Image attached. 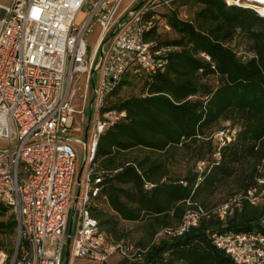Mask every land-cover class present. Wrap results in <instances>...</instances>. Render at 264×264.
<instances>
[{"label":"trees","instance_id":"trees-1","mask_svg":"<svg viewBox=\"0 0 264 264\" xmlns=\"http://www.w3.org/2000/svg\"><path fill=\"white\" fill-rule=\"evenodd\" d=\"M177 4L194 7V20L172 15L176 38L152 31L147 39L179 49L162 56L166 64L149 79L126 73L107 97L105 108L124 116L100 134L90 164L97 193L89 197V215L111 243L132 244L139 258L116 264H234L209 232H249L264 214V205L241 200L231 215L217 216L223 203L264 187L258 183L264 177V18L223 0ZM238 30L250 39L248 57L231 45ZM133 84L140 86L136 95L117 99ZM222 130L230 137L223 143L215 137ZM220 187L225 191L214 198ZM198 208L197 226L158 235L176 230ZM0 218V251L11 253L15 224L1 204Z\"/></svg>","mask_w":264,"mask_h":264},{"label":"built area","instance_id":"built-area-1","mask_svg":"<svg viewBox=\"0 0 264 264\" xmlns=\"http://www.w3.org/2000/svg\"><path fill=\"white\" fill-rule=\"evenodd\" d=\"M124 1L11 0L5 4L0 0V204L15 224L12 252L0 251V264H64L67 239V264L78 259L109 264L115 256L139 259L132 244L111 243L89 215V197L97 193L90 185V164L100 134L124 116L123 111L105 108L107 97L126 73L135 81L149 79L166 64L162 56L179 49L172 44L158 48L147 35L170 34L169 17L185 20L187 16L180 13L185 4H177L182 0H131L122 8ZM223 1L227 6L233 2ZM237 1L263 5L256 0ZM95 28L89 50L86 38ZM95 73H99V87ZM81 80L82 103L91 90L90 112L94 101L97 108L89 146L72 134L74 115L80 113L73 100ZM215 137L222 143L230 139L224 130ZM73 142L84 144L88 160L76 195L72 192L77 164ZM258 183L264 186V177ZM255 192L248 190L223 203L217 216L223 220L231 215L241 200L264 205V187L259 195ZM76 206L72 235L67 228L70 214L74 221ZM201 214L199 208L189 210L176 230L165 228L158 235H181L197 226ZM209 233L215 248L234 264H264V214L258 229Z\"/></svg>","mask_w":264,"mask_h":264},{"label":"rangeland","instance_id":"rangeland-1","mask_svg":"<svg viewBox=\"0 0 264 264\" xmlns=\"http://www.w3.org/2000/svg\"><path fill=\"white\" fill-rule=\"evenodd\" d=\"M10 1L11 0H3L2 2L5 4H9ZM130 1L131 0H125L122 4V8H124ZM232 1L233 2H232L231 6L242 7V6L247 5V6H249V7H247L248 9H252V10L254 9V10L258 11V7L255 5L252 6L250 4H245L242 1L238 2L237 0H232ZM242 8H244V7H242ZM180 13L186 15L187 18H192V20H194V7H190L189 4H188V6H183L180 9ZM96 34H97V29L95 28L94 32L92 34H90L89 36H87V38H86L87 42H88L89 50L91 49V46L94 44V39H95ZM168 38H176V34L175 33L169 34ZM249 44H250V39L248 38V36L245 33L240 32L239 30L237 31L234 40L231 42V45L233 46V48L237 50L238 56H245V57L249 56V53H248ZM98 75H99V73H95V83H96L97 87H99V84H100L98 82ZM206 80L208 82H210L209 78L205 79L204 81H206ZM83 87H84V82H83V80H81L77 86V92H76V95H75L74 100H73V106L76 107V109L79 110L80 113H77L76 115H74L72 127L75 128V131L72 130V134L76 138H79L82 141H84L85 140V128H86V124H87L88 119H89V126H88L87 132H86V145L89 146L90 140H91V134L93 132V124H94V120L96 117L97 108H96V101H94L93 107H92L91 112H90L89 106H90V102L92 99L91 90L87 95L85 105L82 103L81 94H83V92L81 90H83ZM139 88H140V86L138 84H133L131 88H128L127 85H125V87L123 89H121L120 95L117 99H119V98L125 99L131 95H136L138 93ZM84 121H85V123H83ZM77 124H78V126H77ZM223 124L226 125V123H223ZM76 128L78 130H76ZM72 145H73V148L77 154V164H76V172H75V178H74L75 181H74V186H73V190H72L73 194L76 195V193L78 191V185L76 182L77 181V175H78V172L80 170V167H81L83 159H84L85 146H84V144L80 145V144H77L75 142H73ZM179 155L189 156L188 154H185V151L179 152ZM181 162L183 164L181 163L180 166H178V171L180 173L185 171V166H184L185 161L182 160ZM186 162L191 164V162H192L191 158H188V160ZM87 165H88V160L86 161V164H85L83 171L80 175V181L81 182L84 181ZM176 168H177V166H176ZM176 168L174 167V169H176ZM224 191H225V187H220L218 189L217 193L214 195L215 196L214 198H219L220 194L223 193ZM73 204H74V200H72L71 204H70L71 214H72V210H73ZM78 209H79V207L76 206L75 213H74V221H71V214H70L69 221H68L67 232H69V225H70V222H72V226H71L72 235H74V232H75V217H76V212L78 211ZM2 219L3 218H0V220H2ZM129 226H131V225H129ZM13 239H14V233H12L10 235V241H12V244H13ZM66 255H67V247L65 245L64 255H63V263L64 264L66 262ZM117 261H118V257L115 256L112 260H110L109 264H116ZM73 264H92V263H89L85 260L78 259V260H75L73 262Z\"/></svg>","mask_w":264,"mask_h":264},{"label":"water","instance_id":"water-1","mask_svg":"<svg viewBox=\"0 0 264 264\" xmlns=\"http://www.w3.org/2000/svg\"><path fill=\"white\" fill-rule=\"evenodd\" d=\"M257 2L259 3V1H257ZM259 4H261V2ZM255 12L258 14V11L257 10H255ZM258 15L261 16L262 18H264L262 15H260V14H258ZM88 126H89V119H88V122H87L86 128H85V140H84V144H86V132H87ZM85 164H86V148H85V153H84V159H83L82 165H81L80 170H79L78 175H77V181H76L77 184H79V182H80V175H81V173L83 171V168H84ZM70 231H71V227L69 226V232H68V234H70ZM69 246H70V241H69V239H67V241H66L67 255H66V262H65V264H67V261H68V258H69Z\"/></svg>","mask_w":264,"mask_h":264},{"label":"bare ground","instance_id":"bare-ground-1","mask_svg":"<svg viewBox=\"0 0 264 264\" xmlns=\"http://www.w3.org/2000/svg\"><path fill=\"white\" fill-rule=\"evenodd\" d=\"M257 1H259V3L260 2L263 3L262 6H257V7H258V13L264 17V0H257ZM252 6H254V5H252Z\"/></svg>","mask_w":264,"mask_h":264},{"label":"crops","instance_id":"crops-1","mask_svg":"<svg viewBox=\"0 0 264 264\" xmlns=\"http://www.w3.org/2000/svg\"><path fill=\"white\" fill-rule=\"evenodd\" d=\"M1 1H3V0H1Z\"/></svg>","mask_w":264,"mask_h":264}]
</instances>
